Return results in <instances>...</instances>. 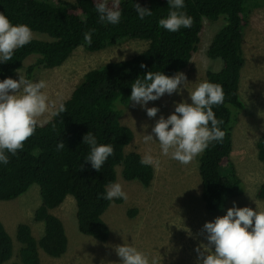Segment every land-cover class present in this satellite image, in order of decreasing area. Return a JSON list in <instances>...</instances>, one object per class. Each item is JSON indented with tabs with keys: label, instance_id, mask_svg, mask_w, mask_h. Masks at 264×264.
I'll list each match as a JSON object with an SVG mask.
<instances>
[{
	"label": "trees",
	"instance_id": "1",
	"mask_svg": "<svg viewBox=\"0 0 264 264\" xmlns=\"http://www.w3.org/2000/svg\"><path fill=\"white\" fill-rule=\"evenodd\" d=\"M55 1L0 0V12L13 24H27L38 34L30 44L16 50L12 61L0 64V79H15L21 68L25 77L31 79L37 70L62 64L78 46L96 51L123 39H144L147 46L128 58L106 61L87 70L64 99L67 110L58 117L50 116L46 120L50 122L38 124L24 149L10 157L8 165L0 166V200L16 198L31 183L37 184L40 203L33 218L43 224V232L36 238L29 224L17 223L15 239L19 246L14 253L11 237L0 221V264L13 255L16 259L7 264H39V250L50 257H60L66 251L64 224L52 210L68 195L75 202L78 230L98 241L107 240L109 228L102 215L113 201L104 200L101 195L115 180V165H121L124 179L137 180L145 187L154 177V167L142 166V155L127 149L133 132L120 118L130 103L131 83L150 70L171 76L186 67L197 48L204 18H223L206 50L210 58H219L221 64L217 70L206 71L205 81L223 87L224 103L213 110L224 121L221 128L226 132L222 143L210 146L198 157L200 197L205 209L221 210L226 197L238 194L242 185L232 159L231 116L233 109L243 108L239 93L246 61L242 31L248 24L250 0H185V11L193 18V25L175 33L158 26L169 12L167 0H121L122 18L118 25L99 23L96 0ZM107 2L111 7L112 0ZM134 3L152 9L153 15L139 20ZM252 4L259 5L260 0ZM91 29H95L92 44L85 45L83 34ZM28 57L31 62L24 64ZM141 64L145 67L141 68ZM88 131L97 136L99 143L114 148V154L99 172L83 159L89 148L82 137ZM59 140L65 147L58 151ZM255 147L258 159L264 163V132L257 137ZM256 196L264 199V182L257 188Z\"/></svg>",
	"mask_w": 264,
	"mask_h": 264
},
{
	"label": "rangeland",
	"instance_id": "2",
	"mask_svg": "<svg viewBox=\"0 0 264 264\" xmlns=\"http://www.w3.org/2000/svg\"><path fill=\"white\" fill-rule=\"evenodd\" d=\"M253 1L248 2V24L242 31L246 61L241 70L239 93L243 108L233 109L231 116L232 159L242 180L239 193L226 197L221 210L207 211L200 197L198 157L183 166L162 155L157 142L145 143L143 140L145 134L151 133L161 115L166 118L174 110L175 103L181 100L190 102L188 92L206 80L207 70L220 67V59L210 58L206 50L213 34L222 25L223 18H204L197 48L187 66L179 71L187 77V89H182L180 94H165L156 101H149L146 107L159 109L154 118L148 117L145 108L131 101L124 107L120 118L133 132L127 149H134L142 156L150 152L154 157L151 184L145 187L137 180L124 179L121 165H115V180L112 183L119 182L128 199L113 201L103 213L102 217L109 228V237L105 241H98L78 230L74 199L66 196L52 211L64 224L67 249L60 257H50L39 250V264H119L120 258L114 249L122 243L131 244L145 253L149 264H196L194 248L201 242L206 243L202 232L206 221L223 215L234 202L237 207L257 206L259 210H264V199L256 196L257 188L264 182V163L258 159L255 147L257 137L264 132V0H260L259 5H253ZM33 37H38L37 32L33 31ZM146 46L144 39H123L96 51L78 46L62 64L37 70L30 80H45L47 87L43 91L50 103L56 105L69 96L87 70L106 61L128 58ZM31 60L28 57L24 64ZM19 74L25 76L23 68L16 71L15 79L19 78ZM49 117V113L39 117L38 124ZM39 203V189L35 183H31L16 198L0 200V221L11 237L14 253L19 246L15 239L17 223L29 224L36 238L43 232L42 222L33 218ZM186 229L191 231V236ZM14 259L13 255L9 261Z\"/></svg>",
	"mask_w": 264,
	"mask_h": 264
},
{
	"label": "clouds",
	"instance_id": "3",
	"mask_svg": "<svg viewBox=\"0 0 264 264\" xmlns=\"http://www.w3.org/2000/svg\"><path fill=\"white\" fill-rule=\"evenodd\" d=\"M75 2V0H72ZM121 0H96L94 6L101 25H118L122 18ZM169 12L158 21V26L168 32H179L182 28H191L193 18L185 11V0H167ZM139 20L144 21L153 15L152 9L134 3ZM229 23L225 18V25ZM95 29L83 34L85 45L92 44ZM33 40L31 27L24 23L13 24L0 12V64L12 61L16 50L23 48ZM142 53V52H141ZM141 68L145 65L141 64ZM187 77L183 72L166 75L162 71H147L131 83L130 101L145 108L150 118L157 116L159 109L146 107L149 101H156L165 94H180L187 89ZM47 87L45 80H30L19 74L18 79L6 77L0 79V166H6L10 157L16 156L32 137L38 126V118L49 113L58 117L65 112L66 103L61 100L53 105L43 91ZM189 100L174 104V110L165 118L156 120L151 133L145 134V143L155 141L160 153L187 166L201 156L210 146L223 142L226 132L221 128L224 121L218 119L214 107L225 100L223 87L219 83L203 81L188 92ZM50 122V121H46ZM155 137V138H154ZM89 152L83 158L97 172L110 156L114 154L111 144L99 143L97 136L88 131L82 137ZM65 144L59 140L57 150ZM142 166H153L154 157L146 152L140 158ZM194 188V187H193ZM101 198L107 201L127 200L128 195L119 182L110 183ZM256 204V202H255ZM191 236L192 233L186 229ZM205 242L199 243L194 251L196 264H264V210L243 206L235 202L223 215L206 221L202 226ZM120 258L119 264H149L148 256L135 246L122 243L115 246Z\"/></svg>",
	"mask_w": 264,
	"mask_h": 264
}]
</instances>
